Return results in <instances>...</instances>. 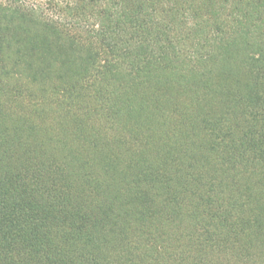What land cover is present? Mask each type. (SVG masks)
Instances as JSON below:
<instances>
[{"label": "trees", "instance_id": "16d2710c", "mask_svg": "<svg viewBox=\"0 0 264 264\" xmlns=\"http://www.w3.org/2000/svg\"><path fill=\"white\" fill-rule=\"evenodd\" d=\"M0 264H264V0H0Z\"/></svg>", "mask_w": 264, "mask_h": 264}, {"label": "rangeland", "instance_id": "374dc122", "mask_svg": "<svg viewBox=\"0 0 264 264\" xmlns=\"http://www.w3.org/2000/svg\"><path fill=\"white\" fill-rule=\"evenodd\" d=\"M29 1H31V2H36V3H43V4H46V3H48V1H50V0H29ZM56 1V0H55Z\"/></svg>", "mask_w": 264, "mask_h": 264}]
</instances>
